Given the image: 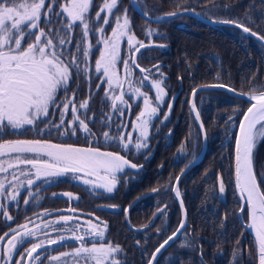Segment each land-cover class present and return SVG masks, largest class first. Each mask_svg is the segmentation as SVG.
Wrapping results in <instances>:
<instances>
[{
	"label": "trees",
	"instance_id": "trees-1",
	"mask_svg": "<svg viewBox=\"0 0 264 264\" xmlns=\"http://www.w3.org/2000/svg\"><path fill=\"white\" fill-rule=\"evenodd\" d=\"M60 2L57 0L53 4L56 13L60 12ZM136 2L146 14L153 17L190 9L215 22L208 24L189 15L149 22L130 7L129 0H118V9L111 15L109 25H103V17L109 15L107 11L101 14L97 24L104 26L105 34H109L116 24V17H122L126 10L130 20L129 34H134L136 41L145 45L134 54V58L140 67L151 71L141 73L139 68L131 66L135 83L139 85L144 75H149L151 81L163 79L165 96L162 102L155 100L156 91L151 88L150 80L141 87V92L152 100V106L158 104L157 115L147 126L148 147L137 151L135 144L139 142L137 138L141 131L132 126L144 109L143 97L138 98L123 86L122 89L116 88L106 98L107 83H103L99 89L96 87L101 84L97 77L102 75L95 71V60L101 48V43H97L98 31L84 43V47L89 44L93 46L87 61L88 74L82 73L79 77L73 75L69 90L66 93L60 90L57 94L59 109L57 105H52L48 117L43 118L59 124L62 101L65 96L73 97L75 92L77 106L89 100L88 108L80 109L78 115L81 119L87 117L86 123L94 135L81 130L79 121L74 124L76 135H72V128L67 127V122L73 120L69 108L64 118L66 123L59 128V132L67 131V135L61 136L55 127L38 122L36 127L25 126L18 130L5 128L0 142L41 139L54 144L93 147L119 154L138 167H127L117 173V188L112 193L90 184L85 185L65 174L53 178L54 182L41 179L31 188L27 186L20 189L15 201L10 200L7 194L0 196V235L25 223L31 224L32 219L41 213L42 216L34 224L47 222L52 225L54 218L67 216L72 218L69 221L102 225L105 237L99 242H111L112 246L120 247L121 251L116 254L118 264H146L152 251L180 222V209L172 193V185L178 173L198 154L201 147L200 130L189 106L191 90L198 85L220 83L244 93L264 91V45L237 26L248 27L250 32L264 37V0ZM51 3L52 0H45V7L41 10L40 28L45 31L53 26L46 25L43 16ZM103 4L104 0H93L89 13L92 21L95 22V14ZM149 30L152 31L151 35L148 34ZM36 31L38 33L39 29ZM68 35L74 38L73 43L64 50L75 53L76 42L82 36V26L76 27ZM120 54L124 59L131 55L126 38L122 41ZM80 56L82 58V52ZM117 65L120 68L123 63L118 61ZM156 66H159V71ZM121 91L125 93L124 100L127 103L116 101V104L123 114L121 111L114 112L112 108V97L120 95ZM194 103L205 130L207 147L200 161L182 176L178 184L186 211V226L160 253L155 264H257L254 239L239 218L241 199L235 187L233 167L235 135L239 120L249 103L220 89L198 92ZM105 132L116 139H106ZM120 133H133L130 150L121 145ZM253 170L257 183L264 191L262 136L257 139L253 149ZM221 182L224 185L223 193L220 192ZM65 193H72V197ZM26 199L29 200L28 204L24 202ZM133 200L136 202L129 208L128 217L136 230L127 226L124 213ZM4 211L12 217L11 220L4 217ZM241 217L246 222V207ZM45 236L29 238L17 249L9 264H15L24 247ZM96 240L85 237L84 244H92ZM79 243L73 238H66L62 243L50 245L52 247L48 252L66 251ZM46 250L48 246L40 252ZM0 264H5L4 259H0Z\"/></svg>",
	"mask_w": 264,
	"mask_h": 264
},
{
	"label": "snow or ice",
	"instance_id": "snow-or-ice-1",
	"mask_svg": "<svg viewBox=\"0 0 264 264\" xmlns=\"http://www.w3.org/2000/svg\"><path fill=\"white\" fill-rule=\"evenodd\" d=\"M56 3L57 0H52L47 11L43 13L45 24L53 25L45 31L40 28L41 10L45 7V0H0V136L3 135V130L7 127L18 130L25 126L36 127L38 122L45 123L49 127H55L61 136L67 135V131L59 132V128L65 125L64 118L69 108H71L73 120L67 122V127L72 128V135H76L74 127L76 121H79L81 130L94 135L86 123L87 117L81 119L78 115L80 109L88 108L89 100L86 99L77 106L75 92L73 97L65 96L64 101H62L63 108L60 110L59 124L43 118L48 117L52 105H57L59 109L57 94L60 90L65 93L69 90L73 75L79 77L82 73L88 74L87 61L93 46L89 44L84 47V43L90 35L95 36L98 31L100 39L97 43H102L104 48L95 60L96 73H102L97 77L101 80V84H97L96 87L99 89L106 82L108 88L105 90V97L109 98V94L114 93L116 88L122 89L123 85L127 84L131 94L137 95L138 98L143 97L145 107L137 115L136 122H133L132 126L134 129L139 126L141 130L140 137L137 138L139 142L135 144L137 151L147 148V126L150 120L156 117L158 104L156 107L152 106V100L149 96L141 92L144 82L150 79L149 75H144L139 85L133 82L131 66L134 65L139 68L141 73H149L151 70L140 67L134 58V54L138 53L145 45L136 41L134 34H129L130 20L126 10L122 17H116V24L112 28L111 35L105 36V27L98 26L97 22L101 19V14L107 11L109 15L103 17V25H109L111 15L114 14V10L118 9V0H104L103 7L95 14V22L89 16L93 0H61L59 13L53 10V4ZM166 15L175 16L177 13L172 12ZM53 16L56 17L55 21ZM78 26H82V36L76 42V52L73 53L70 50L65 52L66 46L72 44L74 39L68 33ZM237 26L242 27L240 24ZM37 29H39L38 33ZM243 31L248 33L250 29L243 27ZM148 34L151 35L152 31L149 30ZM251 34L256 35L255 32ZM33 36L35 37L34 40H32ZM125 37H127L129 52L131 53L128 59H124L120 54V42ZM26 40L29 42L24 46ZM118 61H121L124 66L123 78L116 72ZM82 64L83 67H81ZM156 68L159 71V66ZM162 84L163 79L151 81V88L156 90L155 100L157 102H162L165 96ZM219 86L224 87V85ZM195 92L194 89L193 93L195 94ZM131 94H129V99H131ZM124 95L125 93L121 91L120 95L112 97L114 112L121 111L123 114V110L118 108L116 101L126 104ZM248 99L254 103L243 114V119L239 123L240 131L236 136V188L242 201L240 211L243 212L246 207L247 227L255 233L259 264H264V191L257 183V177L253 170V149L257 136L264 137V91L258 95L249 94ZM110 119L111 117H109ZM165 119H167V114ZM197 119H199V114H197ZM258 125L259 127H257ZM201 127L203 126L201 125ZM38 130L44 131L45 129ZM104 136L106 139H116L109 132H105ZM119 140L126 150H130L133 133H120ZM0 157L7 158L0 159V173H10L12 176L11 181L7 180V176L0 180V196L7 194L12 201L17 199L19 190L25 183L17 176L16 170H19L20 176L27 177L28 188H31L36 180L44 179L46 182H54L53 178L70 172L74 174L83 173L84 177H95V182L80 176L74 178L83 179L85 185L93 184L96 188H102L106 192L112 193L117 188V173L123 172L126 167H138L128 159L113 152H101L93 147L80 148L64 143L54 144L41 139H17L0 142ZM43 157L47 159H43ZM20 165H30L31 169H22ZM32 170H35L34 174ZM178 180L179 177H177ZM173 190L179 197L178 188ZM153 191L155 192L157 189H153ZM220 192H224L223 182L220 184ZM29 195L32 196L33 193H29ZM64 195L72 197V193H65ZM24 202L28 204L29 200L26 199ZM181 207L183 208L182 203ZM47 214L44 213V215ZM3 215L7 220L12 219L6 211L3 212ZM71 219V217L61 216L59 221L52 223L58 224L60 221L67 223ZM42 226L49 228L50 224L44 222ZM185 226L186 219L181 220L176 232L155 250L152 254V260L148 264H154L156 255ZM36 229L40 230L41 225L37 224ZM71 231L73 232V239L79 241L81 246L71 253L66 252L61 253L60 256H52L50 261L59 264L62 257L72 256L76 259L77 264L80 261H83V264H118L116 254L121 249L118 245L112 246L111 242L107 244L99 242L105 237L103 230L92 233L94 240L99 239L93 242L91 247L85 246V236L75 235L78 228L71 229ZM35 235L36 232L29 229L27 224L20 225L17 229H11L10 232L0 235V241L7 240L6 251L0 248L2 251L0 259L6 258L5 264H8V261L13 259V253ZM64 239L63 236L59 239H48L47 243L54 245L62 243ZM44 247V241L33 243L32 247L25 250L21 259L15 261V264H25V255L28 258V264H31L33 260H40L38 250Z\"/></svg>",
	"mask_w": 264,
	"mask_h": 264
},
{
	"label": "water",
	"instance_id": "water-1",
	"mask_svg": "<svg viewBox=\"0 0 264 264\" xmlns=\"http://www.w3.org/2000/svg\"><path fill=\"white\" fill-rule=\"evenodd\" d=\"M129 5L130 7L136 11V13L141 17L143 18L144 20H147L149 22H158V21H161V20H164V19H167V18H171V17H174V16H167L166 14L164 15H161V16H158V17H153V16H150L148 14H146L141 8L140 6L138 5V3L136 2V0H129ZM177 15L175 16H179V15H189L191 17H194L202 22H205V23H208V24H215L214 21H211L205 17H203L202 15H200L199 13L193 11V10H190V9H183V10H180V11H177L176 12ZM242 30H243V27H240ZM244 32V31H243ZM246 33V32H244ZM252 32H248L247 34H251ZM254 36V35H252ZM258 41H260L263 45H264V41L257 35L254 36ZM219 85H224V84H220V83H209V84H203V85H198L196 86L195 88H193L190 92V95H189V106H190V109H191V112L193 114V117L198 125V128L200 130V134H201V139H202V142H201V147H200V150L198 152V154L185 166L183 167V169L178 173V175L176 176L174 182H173V185H172V193L174 194L175 198H176V201L179 205V209H180V214H181V218H180V222L181 220H185L186 219V211H185V207H184V204H183V201H182V198L181 196L177 197L176 195V192L173 190L174 188H178V184H179V181L180 179L182 178V176L190 169L192 168L196 163H198L200 161V159L203 157L205 151H206V147H207V141H206V134H205V130H204V127H201L202 125V122H201V119H200V116H199V119H197V114L198 111H197V108L195 106V96L198 92L200 91H205V90H211V89H220V90H224L234 96H237L239 98H242L244 99L245 101H247L249 103V106L246 108V110L244 111V113L247 111V109L251 106L252 103H254V101H250L248 99V96L249 94H259L260 92H255V93H244V92H239V91H236L234 89H232L231 87L227 86V85H224V87H220ZM196 90L195 94L193 93V90ZM243 113V114H244ZM243 114L239 120V123L240 121L243 119ZM239 123H238V127H237V131H236V135H235V141H234V164H233V167H234V183H235V187H236V162H235V156H236V136L239 134ZM203 126V125H202ZM177 177H179V180L177 181ZM179 190V189H178ZM237 190V188H236ZM238 192V190H237ZM238 195L240 197V194L238 192ZM241 199V198H240ZM136 200H133L131 203H129V205L125 208L124 210V213H125V221H126V224L127 226L131 229V230H136L135 227L132 226V224L130 223L129 221V217H128V210L130 207H132L134 204H135ZM181 203L183 204V208L181 207ZM241 205H242V201H241ZM241 208V207H240ZM246 214H247V209H246ZM239 218L241 219V223L243 224V226L250 232V234L252 235L253 239H254V242H255V245H256V249H257V264H259V253H258V248H257V244H256V240H255V233L249 229L247 227V222H248V214H247V222H244L241 218V211L239 210ZM180 222L178 224V226L176 227V229L169 235L171 236L174 232H176L177 228L180 226ZM183 230V229H182ZM181 230V231H182ZM181 231L177 234L176 237H174L171 241H169V243L167 245L164 246V248L161 249V251L156 255V258H155V261L157 259V257L160 255V253L166 248L168 247V245L170 243H172L178 236L179 234L181 233ZM168 236V237H169ZM168 237L166 239H164L151 253L148 261L146 264H148V262L150 260H152V254L155 252V250L161 245L164 243L165 240L168 239ZM41 249L38 250V252L40 251ZM35 255V253H34ZM27 261H28V258L26 257ZM155 261H154V264H155Z\"/></svg>",
	"mask_w": 264,
	"mask_h": 264
},
{
	"label": "rangeland",
	"instance_id": "rangeland-1",
	"mask_svg": "<svg viewBox=\"0 0 264 264\" xmlns=\"http://www.w3.org/2000/svg\"><path fill=\"white\" fill-rule=\"evenodd\" d=\"M115 27V26H114ZM112 31V30H111ZM98 35H99V33H98ZM111 35V32L109 33V34H105V36H110ZM126 38V40H127V37H125ZM99 39H100V35H99ZM122 41H123V39H122ZM122 41L120 42V48H121V44H122ZM103 48H104V45L101 43V48H100V51L101 50H103ZM118 65H116V72H117V74L121 77V78H123V76H124V66L122 65V66H120V68L118 67ZM132 79H133V76H132ZM150 80V79H149ZM151 81V80H150ZM133 82L135 83V81H134V79H133ZM136 84V83H135ZM124 87H125V89H129V87H128V85L127 84H124L123 85ZM155 90V89H154ZM156 91V90H155ZM144 104V103H143ZM145 107V106H144ZM259 127V126H258ZM136 128H138L139 130H140V128H139V126H137ZM141 131V130H140ZM261 136H257V139H259ZM3 142H6V141H3ZM74 146V145H73ZM74 147H80V146H74ZM80 148H85V147H80ZM100 151V150H99ZM101 152H106V151H101ZM0 159H7L6 157H0ZM43 159H47L46 157H43ZM126 159V158H125ZM20 168H22V169H31V166L30 165H20ZM127 168V167H126ZM125 168V169H126ZM129 168V167H128ZM34 171L35 170H32V172H33V174H34ZM16 174H17V176H19L20 177V180L21 181H24L25 183H24V186L23 187H21L20 189H22V188H25V187H27V184H26V180H27V177H25V176H20V172H19V170H16ZM66 174H69V175H71V176H73V177H76V176H80V177H82V178H87V179H90V180H92V181H94L95 182V177H84V174L83 173H66ZM65 175V174H64ZM5 176H7V180L8 181H11L12 180V176H11V174L10 173H0V180H3L4 179V177ZM63 176V175H62ZM61 177V176H60ZM33 178H34V175H33ZM56 178H58V177H56ZM75 179V178H74ZM75 180H77V181H81V182H83V179H75ZM36 181H38V180H36ZM35 181V182H36ZM6 184H7V182H6ZM91 186H93V184H90ZM94 187V186H93ZM96 188V187H95ZM98 189H102V188H98ZM104 190V189H103ZM42 216V213L39 215V216H37L36 218H34V219H32V223L30 224V223H25V224H27L28 225V228L29 229H31V230H33V231H35L36 232V235H35V237H40V236H45V235H47V236H45V237H42V238H40L39 240H36V241H34L33 243H37V242H39V241H44V243H45V247L46 246H48V250H46V251H44V252H41V253H39V255H40V260H33L32 262H31V264H41V261H42V264H57V262H55V261H50V258L52 257V256H60V254L61 253H66V252H68V253H71V252H73L76 248H79L81 245H80V243H79V245H77V246H75L74 248H72V249H68V250H66V251H62V252H55V253H51V252H48L49 251V249H50V247H52V246H50V245H48V243H47V241H48V239H59V237H61V236H63L65 239L66 238H73V232L71 231V229H77L78 228V231H76L75 232V235H77V236H85V237H91V238H93V236H92V233H94V232H96L97 230H103V228H102V225L101 226H96L95 224H93V223H89V224H87V223H81V222H75V221H69V222H67V223H58V224H55V223H51L52 225H50V227L49 228H43V224H42V222L40 223V225H41V229L40 230H37L36 229V224H34V221L36 220V219H38L39 217H41ZM59 218L60 217H56V218H54L53 219V221H59ZM25 224H23V225H25ZM21 231H23V229H20ZM42 231V232H41ZM53 232V234H50V233H52ZM48 234H50V235H48ZM34 238V237H33ZM32 243V244H33ZM32 244H30L29 246H26V247H24L23 249H22V251L19 253V255H18V257H17V260H19V259H21V257H22V254H24L25 253V250L26 249H28V248H30V247H32ZM85 246H87V247H91L92 246V244H85ZM0 248H2V250L3 251H6V249H7V240H4V241H0ZM17 251V250H16ZM16 251L13 253V256H14V254L16 253ZM0 255H2V251H0ZM35 256V255H34ZM6 259V258H5ZM5 259H4V262H5ZM24 261H25V264H28V261H27V259H26V255L24 256ZM11 262V260L10 261H8V264ZM59 264H77V261H76V259L74 258V257H72V256H67V257H62L61 258V260L59 261ZM79 264H83V261H80L79 262Z\"/></svg>",
	"mask_w": 264,
	"mask_h": 264
},
{
	"label": "flooded vegetation",
	"instance_id": "flooded-vegetation-1",
	"mask_svg": "<svg viewBox=\"0 0 264 264\" xmlns=\"http://www.w3.org/2000/svg\"><path fill=\"white\" fill-rule=\"evenodd\" d=\"M242 218V217H241ZM241 220V219H240ZM243 220V219H242ZM246 222H247V214H246Z\"/></svg>",
	"mask_w": 264,
	"mask_h": 264
},
{
	"label": "bare ground",
	"instance_id": "bare-ground-1",
	"mask_svg": "<svg viewBox=\"0 0 264 264\" xmlns=\"http://www.w3.org/2000/svg\"><path fill=\"white\" fill-rule=\"evenodd\" d=\"M258 126H259V125H258ZM258 126H257V127H258Z\"/></svg>",
	"mask_w": 264,
	"mask_h": 264
}]
</instances>
